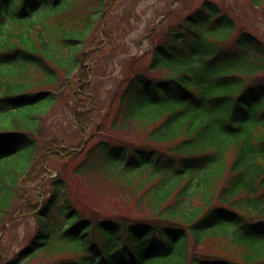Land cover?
<instances>
[{
	"label": "trees",
	"instance_id": "1",
	"mask_svg": "<svg viewBox=\"0 0 264 264\" xmlns=\"http://www.w3.org/2000/svg\"><path fill=\"white\" fill-rule=\"evenodd\" d=\"M112 1L0 0V162L28 150L27 167L0 179V264H264V38L215 0L161 22L150 52L125 68L116 137L101 129L89 82L113 47L102 20ZM245 2L264 17V0ZM93 15L84 41L69 33ZM60 76L76 147L41 139L64 97ZM74 181L93 208L73 197ZM26 218L39 228L6 261Z\"/></svg>",
	"mask_w": 264,
	"mask_h": 264
},
{
	"label": "rangeland",
	"instance_id": "2",
	"mask_svg": "<svg viewBox=\"0 0 264 264\" xmlns=\"http://www.w3.org/2000/svg\"><path fill=\"white\" fill-rule=\"evenodd\" d=\"M201 1L202 0H117L106 5L108 9L105 19L102 20L107 22L105 27H112L113 47L108 49V54L102 60L100 67L98 69L93 68L89 81L94 88V94L101 109V129H103L105 133H109L116 137L120 135V132L111 129V124L118 110V97L125 88V82L132 75V72L131 74L125 72V68L130 66L129 60L138 55H144L150 52L151 46H153V36L163 27H159L161 22L165 25L178 23L183 20L188 11L198 7ZM215 1L220 3L224 8H226L227 5L236 6L240 17L243 19L242 24L244 23L247 27L246 29L264 38V17L260 13L249 10L248 7L244 5L246 4L245 0ZM174 10H178V14L172 13ZM70 13L71 12H67L66 16L70 17ZM97 16L98 15L92 16L91 24L84 23L82 32L73 31L69 33L73 34L75 37H81V40L84 41L87 35L92 34L93 22L96 21ZM113 20L115 22L114 27L111 26ZM67 22L72 21L68 20ZM69 26L73 27V25ZM235 35H233V37H235ZM144 58L146 59H143L142 66L146 68L150 65V58L149 55H145ZM154 76L157 77V73H155ZM55 90H61L60 92L64 94V97L62 100L61 98L57 99L59 102L52 107L50 113L47 114L42 121V143L58 138L65 144L76 147L81 140V136L73 122V110H75L76 107V103L72 97L73 91L68 88L63 76H60V82ZM35 110L38 109H34V111ZM120 141L123 142V144L135 141L141 144L144 143L141 139L129 137H123ZM27 154L28 150L25 149L19 152L18 155L1 161L0 179L13 170L19 171L21 169L22 171L25 169L27 167L26 159L28 158H25ZM52 170L53 168L50 171ZM53 172L57 174L56 171ZM74 183L73 185L71 184L73 190L81 188V186L84 185L81 181H74ZM47 185L48 184H45L42 187L41 193L44 194L43 199L47 197ZM79 192L80 196L77 192H74L73 197L79 198L81 205L91 209L93 205L98 202V199L89 194L90 192L86 187L81 188ZM106 205L108 206V202H106ZM0 216L5 217L3 214ZM38 228L39 225L35 218H26L18 226L15 233L11 234V236L14 237L12 240H9V251L4 257L6 261L14 257L17 252H20L21 249L27 246L28 240L33 238ZM28 264H47V261L40 258Z\"/></svg>",
	"mask_w": 264,
	"mask_h": 264
}]
</instances>
